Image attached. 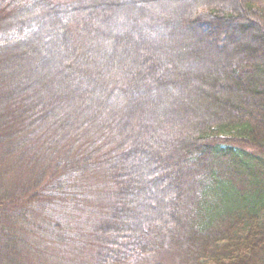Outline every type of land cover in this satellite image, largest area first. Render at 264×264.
I'll list each match as a JSON object with an SVG mask.
<instances>
[{
    "label": "trees",
    "instance_id": "obj_1",
    "mask_svg": "<svg viewBox=\"0 0 264 264\" xmlns=\"http://www.w3.org/2000/svg\"><path fill=\"white\" fill-rule=\"evenodd\" d=\"M51 47L82 93L32 80ZM73 218L87 264H264V0H0V264Z\"/></svg>",
    "mask_w": 264,
    "mask_h": 264
},
{
    "label": "rangeland",
    "instance_id": "obj_2",
    "mask_svg": "<svg viewBox=\"0 0 264 264\" xmlns=\"http://www.w3.org/2000/svg\"><path fill=\"white\" fill-rule=\"evenodd\" d=\"M184 1H191V0H182V2ZM126 31L127 29L126 30L124 29L125 40L127 39ZM173 42H175V44ZM176 42L184 44V47L179 48L178 52L187 55L185 57L186 60L183 63L184 66L186 67V70L188 71V79H186L185 82L187 83V86L190 88V91L193 94L197 95L198 93H201V89L198 85H196L195 81L202 80V69L204 68L206 69L207 67L205 61L210 60L214 62L216 59L214 58L215 54L212 53H208L209 55L204 54L203 52L207 50H204L203 45H199L198 43H195L193 39L187 35L184 36V39L182 38L179 39L178 37L177 39L174 38L173 40H171V42H167V45L173 47V44L176 45ZM209 51L213 52L212 50ZM238 51H239L238 48H235L234 50L230 49L231 53ZM39 52H40L39 54H41L42 50ZM56 52L57 51L55 50V48L51 47L49 48L46 54L45 53L44 54L42 53L43 55L41 54L42 57L44 58L43 64H39V63L36 64V62H34V64L31 63L29 65L30 68L26 67V70H28L29 68V70H31L32 72V76H31L32 80L39 79L38 77L40 75L41 77L44 76L46 80L49 79L48 77H50V75L55 76L56 80L53 82L51 81L50 84L52 89H55L54 96L57 95L62 96V94L69 92H73L77 94L80 92L82 93V91H80V89H78V87L76 86V82H73L72 80H66V78H64L67 76L66 73L61 69L60 65L57 64L59 58H57ZM225 58L226 56L220 55L221 60ZM58 82H59V87L63 85L62 82H64L66 86V89L64 90L61 89L62 91L60 92L62 94L61 93L58 94L59 91V90L57 91ZM184 91L185 90H183V93ZM175 96L176 95H173L172 97L174 98ZM64 222L68 225V227L63 229V233L58 232L57 234H55L53 236L54 240H52V242L45 239V242L42 244L41 247V252L32 256V259L30 260L29 264H87L88 263V260L86 258L87 255L86 250L84 248V242L81 237V235L86 232V228H84L80 232V228L78 227L79 221L76 218L69 220V223H67V221L65 220ZM44 227L49 228V226L45 224ZM46 233L50 234L49 231ZM124 264H187V263L185 262L183 256L179 253V251L174 250V251L157 253V254L153 253V254L134 256Z\"/></svg>",
    "mask_w": 264,
    "mask_h": 264
}]
</instances>
